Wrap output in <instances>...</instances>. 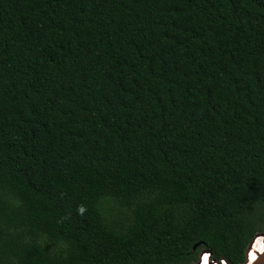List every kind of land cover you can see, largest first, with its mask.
Returning a JSON list of instances; mask_svg holds the SVG:
<instances>
[{
    "label": "trees",
    "instance_id": "obj_1",
    "mask_svg": "<svg viewBox=\"0 0 264 264\" xmlns=\"http://www.w3.org/2000/svg\"><path fill=\"white\" fill-rule=\"evenodd\" d=\"M256 232L264 0H0V264H241Z\"/></svg>",
    "mask_w": 264,
    "mask_h": 264
},
{
    "label": "water",
    "instance_id": "obj_2",
    "mask_svg": "<svg viewBox=\"0 0 264 264\" xmlns=\"http://www.w3.org/2000/svg\"><path fill=\"white\" fill-rule=\"evenodd\" d=\"M250 244H251V240L248 242L247 246L244 249V252H243V261H242L241 264H264V251L262 253H260V254H257L256 255V259H254L253 261H250L248 263V260L246 258V253H247V251H248V249L250 247ZM193 246H195V245H193ZM201 252L202 253H209L207 250H204V249H201ZM201 252L199 253L196 261L194 262V264H199L200 257H201V254H202ZM224 263L225 264H229L225 260H224ZM208 264H222V263L219 262V261H217V260H215V259H213V258H209L208 259Z\"/></svg>",
    "mask_w": 264,
    "mask_h": 264
},
{
    "label": "built area",
    "instance_id": "obj_3",
    "mask_svg": "<svg viewBox=\"0 0 264 264\" xmlns=\"http://www.w3.org/2000/svg\"><path fill=\"white\" fill-rule=\"evenodd\" d=\"M253 246V247H252ZM253 249V250H252ZM252 250L255 253V256L257 254H260L264 251V234L263 233H255L251 239L250 247L246 253V258L248 260V253ZM254 260V259H253ZM221 263H224L223 259H219Z\"/></svg>",
    "mask_w": 264,
    "mask_h": 264
},
{
    "label": "bare ground",
    "instance_id": "obj_4",
    "mask_svg": "<svg viewBox=\"0 0 264 264\" xmlns=\"http://www.w3.org/2000/svg\"><path fill=\"white\" fill-rule=\"evenodd\" d=\"M253 247V246H252ZM253 250V249H252ZM252 250H250L249 251V253H248V263L250 262V261H253V259H252V254L254 253ZM202 256L203 255H201V258H200V262H199V264H204V260H202ZM207 264H208V262H207Z\"/></svg>",
    "mask_w": 264,
    "mask_h": 264
},
{
    "label": "snow or ice",
    "instance_id": "obj_5",
    "mask_svg": "<svg viewBox=\"0 0 264 264\" xmlns=\"http://www.w3.org/2000/svg\"><path fill=\"white\" fill-rule=\"evenodd\" d=\"M252 259H256L255 253L252 254ZM208 262V255L206 254L204 257V264H207Z\"/></svg>",
    "mask_w": 264,
    "mask_h": 264
},
{
    "label": "clouds",
    "instance_id": "obj_6",
    "mask_svg": "<svg viewBox=\"0 0 264 264\" xmlns=\"http://www.w3.org/2000/svg\"><path fill=\"white\" fill-rule=\"evenodd\" d=\"M256 233H259V232H256ZM260 233H261V232H260ZM251 239H252V238H251ZM204 254H205V255H206V254L208 255V259L210 258V257H209V253H202L201 255H204ZM200 258H201V257H200ZM220 259H222V258H220ZM218 260H219V259H218ZM218 260H217V261H218ZM223 260H224V259H223ZM219 262H220V261H219ZM222 264H225V263H222Z\"/></svg>",
    "mask_w": 264,
    "mask_h": 264
},
{
    "label": "rangeland",
    "instance_id": "obj_7",
    "mask_svg": "<svg viewBox=\"0 0 264 264\" xmlns=\"http://www.w3.org/2000/svg\"><path fill=\"white\" fill-rule=\"evenodd\" d=\"M201 252V250L198 252V255H199V253ZM202 253V252H201ZM205 255V254H204ZM198 257V256H197Z\"/></svg>",
    "mask_w": 264,
    "mask_h": 264
}]
</instances>
